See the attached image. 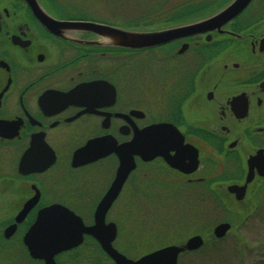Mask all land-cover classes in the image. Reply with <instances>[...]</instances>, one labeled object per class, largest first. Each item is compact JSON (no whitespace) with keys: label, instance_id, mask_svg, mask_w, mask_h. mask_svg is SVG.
<instances>
[{"label":"flooded vegetation","instance_id":"flooded-vegetation-1","mask_svg":"<svg viewBox=\"0 0 264 264\" xmlns=\"http://www.w3.org/2000/svg\"><path fill=\"white\" fill-rule=\"evenodd\" d=\"M129 1L151 0H36L39 14L0 0V264H114L92 234L56 243L77 218L95 225L102 202L113 248L136 260L189 238L135 257L121 227L145 206L205 187L240 206L264 180L254 167L244 200L227 190L264 150V0L146 46L131 34L200 22L235 0L168 2L164 16L131 13ZM157 124L170 128L165 145L155 138L143 156L141 135Z\"/></svg>","mask_w":264,"mask_h":264},{"label":"rangeland","instance_id":"rangeland-1","mask_svg":"<svg viewBox=\"0 0 264 264\" xmlns=\"http://www.w3.org/2000/svg\"><path fill=\"white\" fill-rule=\"evenodd\" d=\"M180 1H139L137 8L129 1L128 11L164 16L168 2L175 6ZM221 195L225 202L217 204L205 187L201 194L174 197L172 205L145 206L138 219L121 227L127 240L138 245L132 254L136 257L146 250L201 234L207 240L206 246L197 254L181 257L179 264H264V180L253 185L240 206ZM224 221L232 223V228L217 240L213 230Z\"/></svg>","mask_w":264,"mask_h":264},{"label":"water","instance_id":"water-1","mask_svg":"<svg viewBox=\"0 0 264 264\" xmlns=\"http://www.w3.org/2000/svg\"><path fill=\"white\" fill-rule=\"evenodd\" d=\"M33 8V10L39 14L38 5L36 0H28ZM250 0H235L231 5H229L225 10L220 12L217 15H214L210 18L202 20L200 22H196L193 24L180 26L177 28H173L170 30H163L158 32H149V33H132V38H134V42L140 44V46L159 44L162 42H166L171 40L175 35L183 33L187 29L191 30H205L210 24L217 22L218 20H228L238 14L248 3ZM170 130L167 124H157L153 125L147 130L143 131L141 135L142 139V147L146 145L148 151L145 153L144 149L141 151L143 156L151 153V146L153 143V139H157L156 143H162L165 145V142H161V138H165L162 134H166ZM263 151V152H262ZM254 167H257V172L259 175L264 176V150L258 151V153L254 156H250L248 159V172L246 175V180L243 185L238 184H230L227 187V190L230 193L235 194L236 199L238 201L244 200L246 196V191L248 185L253 181L255 177ZM124 174L123 170L120 169L117 180L119 178V185L122 184L123 178L127 175ZM107 210V205L104 202L101 203V208L96 211V224L90 227H86L82 224L80 218L78 221L80 225H76V234H59V238L57 239V244L61 245L59 247L61 249L70 248L72 246L78 245L82 242L83 233L92 234L94 237L98 239L104 250L108 252V254L113 258L114 264H178L179 256L185 252H191L201 249L205 244V239L202 235L196 234L190 236L186 241L180 244H171L160 249H157L153 252H150L136 260L130 259L125 255L118 252L113 248L112 242L116 236V226L113 224L106 225L104 222V216ZM72 224H68V227L74 228L75 226ZM65 223L61 221V223L57 224V228H64ZM231 229V224L229 222H221L217 224L213 230L214 235L218 239H222L226 236L228 231ZM36 228L34 227V231ZM55 243V244H56ZM60 250V249H56Z\"/></svg>","mask_w":264,"mask_h":264},{"label":"trees","instance_id":"trees-1","mask_svg":"<svg viewBox=\"0 0 264 264\" xmlns=\"http://www.w3.org/2000/svg\"><path fill=\"white\" fill-rule=\"evenodd\" d=\"M212 194V196H214L215 197V200H216V203L218 204V200L216 199V195H215V193H211ZM210 195V194H209ZM221 204H223L222 202H221ZM232 224V223H231ZM206 244H207V240H206V242H205V245L202 247V249L206 246ZM201 249V250H202ZM200 251V250H199ZM199 251H195V252H188V253H186V254H184V256H191V255H193V254H197V252H199Z\"/></svg>","mask_w":264,"mask_h":264}]
</instances>
